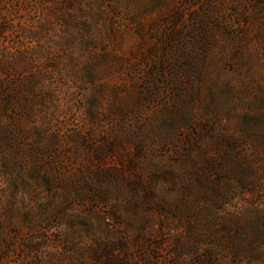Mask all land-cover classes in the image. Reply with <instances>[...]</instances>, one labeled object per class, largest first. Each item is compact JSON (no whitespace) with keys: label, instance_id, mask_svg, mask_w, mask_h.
<instances>
[{"label":"rangeland","instance_id":"1","mask_svg":"<svg viewBox=\"0 0 264 264\" xmlns=\"http://www.w3.org/2000/svg\"><path fill=\"white\" fill-rule=\"evenodd\" d=\"M249 240L264 0H0V264H246Z\"/></svg>","mask_w":264,"mask_h":264},{"label":"trees","instance_id":"2","mask_svg":"<svg viewBox=\"0 0 264 264\" xmlns=\"http://www.w3.org/2000/svg\"><path fill=\"white\" fill-rule=\"evenodd\" d=\"M195 253H197V250H195ZM198 255H201V254H198ZM238 255H241V251L238 253ZM243 255L244 256L248 255L250 258V260H248L246 264H258L255 262V260H257L256 258L259 255H264V246H256L254 245L253 242L249 240L248 244H245L243 247ZM243 255H241V258H243Z\"/></svg>","mask_w":264,"mask_h":264}]
</instances>
